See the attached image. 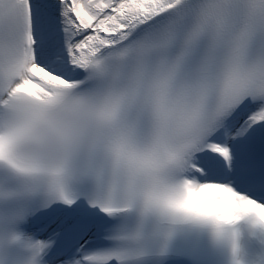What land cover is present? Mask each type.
I'll return each instance as SVG.
<instances>
[{"label":"snow or ice","instance_id":"obj_1","mask_svg":"<svg viewBox=\"0 0 264 264\" xmlns=\"http://www.w3.org/2000/svg\"><path fill=\"white\" fill-rule=\"evenodd\" d=\"M264 0H0V264H264Z\"/></svg>","mask_w":264,"mask_h":264},{"label":"bare ground","instance_id":"obj_2","mask_svg":"<svg viewBox=\"0 0 264 264\" xmlns=\"http://www.w3.org/2000/svg\"><path fill=\"white\" fill-rule=\"evenodd\" d=\"M261 234V233H260ZM261 235H264V234H261Z\"/></svg>","mask_w":264,"mask_h":264}]
</instances>
